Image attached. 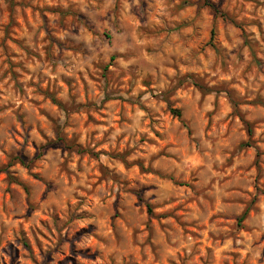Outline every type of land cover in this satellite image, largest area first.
Returning a JSON list of instances; mask_svg holds the SVG:
<instances>
[{
    "label": "clouds",
    "instance_id": "1",
    "mask_svg": "<svg viewBox=\"0 0 264 264\" xmlns=\"http://www.w3.org/2000/svg\"><path fill=\"white\" fill-rule=\"evenodd\" d=\"M0 264H264V0H0Z\"/></svg>",
    "mask_w": 264,
    "mask_h": 264
}]
</instances>
